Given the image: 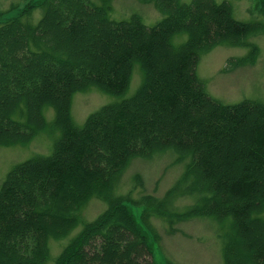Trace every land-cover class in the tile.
<instances>
[{
    "label": "trees",
    "instance_id": "16d2710c",
    "mask_svg": "<svg viewBox=\"0 0 264 264\" xmlns=\"http://www.w3.org/2000/svg\"><path fill=\"white\" fill-rule=\"evenodd\" d=\"M141 1L162 17L150 25L138 14L113 19L112 0L0 6V144L59 129L49 153L16 162L0 185V264H46L49 238L79 222L51 264H158L151 217L173 231L194 215L218 221L221 264H264V101L225 103L196 73L202 52L247 43L264 20L236 18L226 0ZM258 5L264 19V0ZM135 63L141 79L132 94L102 104L80 125L73 121L75 91L95 85L123 94ZM167 150L184 166L162 195L116 192L133 158ZM183 195L194 199L180 208ZM91 197L106 205L83 220ZM128 201L142 206L140 220Z\"/></svg>",
    "mask_w": 264,
    "mask_h": 264
},
{
    "label": "rangeland",
    "instance_id": "374dc122",
    "mask_svg": "<svg viewBox=\"0 0 264 264\" xmlns=\"http://www.w3.org/2000/svg\"><path fill=\"white\" fill-rule=\"evenodd\" d=\"M11 0H0V6L9 4ZM17 1V0H14ZM21 4L25 3V0ZM188 1V0H183ZM231 4L233 15L241 20L263 19L259 12L258 0H226ZM19 2V1H18ZM40 7L33 12L34 19L40 15ZM15 13L12 10L9 14ZM131 14H138L143 22L150 25L159 20L163 12L152 2L141 0H112L109 16L113 19H127ZM183 33L175 34L178 40ZM242 58L246 60L241 61ZM248 59V61H247ZM196 73L204 82L205 88L212 96L225 103L236 102L243 98L264 101V30L251 34L247 43H216L202 52L196 66ZM141 79V71L137 63L131 72L128 87L123 94L104 91L93 85L86 90L75 91L70 98V114L73 121L80 125L86 116L104 103L118 100L132 94ZM53 108L44 107L45 120H53ZM59 129L38 131L26 143L9 145L0 144V185L7 171L18 161L36 153H49ZM184 162L175 158L172 150L158 152L150 157H135L122 173L116 192H125L134 188L132 196L150 192L162 195L174 183L183 170ZM141 181L142 184L138 182ZM194 196L183 195L176 199L180 208L193 202ZM140 220L141 205L128 201ZM106 205L97 197H91L82 207L83 220H91ZM264 215V212H263ZM151 220L159 234L158 246L154 248L155 260L158 264L175 263L221 264L222 240L219 237V223L207 215H194L175 223L172 231L167 223L157 216ZM81 227L79 222L71 231L59 239L49 238L50 255L46 264H51L53 257L65 244L69 237Z\"/></svg>",
    "mask_w": 264,
    "mask_h": 264
}]
</instances>
